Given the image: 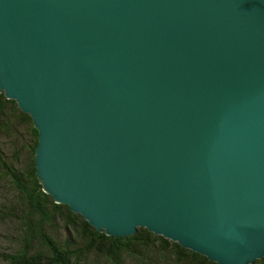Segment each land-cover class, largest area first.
<instances>
[{
    "label": "water",
    "instance_id": "water-1",
    "mask_svg": "<svg viewBox=\"0 0 264 264\" xmlns=\"http://www.w3.org/2000/svg\"><path fill=\"white\" fill-rule=\"evenodd\" d=\"M0 91L98 231L264 257V0H0Z\"/></svg>",
    "mask_w": 264,
    "mask_h": 264
},
{
    "label": "trees",
    "instance_id": "trees-1",
    "mask_svg": "<svg viewBox=\"0 0 264 264\" xmlns=\"http://www.w3.org/2000/svg\"><path fill=\"white\" fill-rule=\"evenodd\" d=\"M37 143L31 115L0 91V234L9 244L0 264H218L145 227L125 237L98 231L43 190Z\"/></svg>",
    "mask_w": 264,
    "mask_h": 264
},
{
    "label": "rangeland",
    "instance_id": "rangeland-1",
    "mask_svg": "<svg viewBox=\"0 0 264 264\" xmlns=\"http://www.w3.org/2000/svg\"><path fill=\"white\" fill-rule=\"evenodd\" d=\"M1 228V227H0ZM4 228H6V230H7V233H9V232H11L12 230H14L15 228H14V225H13V223L11 222L8 226H6V227H4ZM4 231V230H3ZM2 232V231H1ZM6 240H7V235H5V236H2L1 234H0V248H2V247H9V244L8 243H6ZM4 250V249H3ZM3 251H0V253H2ZM2 259H3V256L2 255H0V263H1V261H2ZM100 260V259H99ZM101 261V260H100ZM96 261L95 262V264H104L105 262L104 261ZM106 264V263H105Z\"/></svg>",
    "mask_w": 264,
    "mask_h": 264
}]
</instances>
